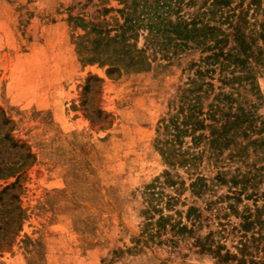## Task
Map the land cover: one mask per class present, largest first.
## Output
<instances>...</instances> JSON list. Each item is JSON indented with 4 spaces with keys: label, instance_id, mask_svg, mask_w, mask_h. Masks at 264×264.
<instances>
[{
    "label": "rangeland",
    "instance_id": "rangeland-1",
    "mask_svg": "<svg viewBox=\"0 0 264 264\" xmlns=\"http://www.w3.org/2000/svg\"><path fill=\"white\" fill-rule=\"evenodd\" d=\"M133 2L0 0V264H264V225H241L264 205V144L239 157L234 145L218 155L186 137L176 147L188 153L165 159L161 120L203 54L154 57L150 47V67H127L103 37L116 36ZM137 32L127 40L145 48L148 31ZM257 78L258 90L248 84L238 96L257 117L255 132L238 137L243 144L264 138V70ZM207 81L217 93L221 83ZM197 174L208 183L202 195L190 190ZM233 175L248 180L239 198ZM190 206L198 221L187 219ZM162 211L172 218L157 233ZM178 221L195 232L175 234ZM198 237L237 258L202 252Z\"/></svg>",
    "mask_w": 264,
    "mask_h": 264
},
{
    "label": "trees",
    "instance_id": "trees-1",
    "mask_svg": "<svg viewBox=\"0 0 264 264\" xmlns=\"http://www.w3.org/2000/svg\"><path fill=\"white\" fill-rule=\"evenodd\" d=\"M195 1L135 0L132 3L133 10L130 9L131 5L121 10L125 22L118 23L116 36L103 37L107 39V49L114 45L117 59L127 61V67L137 69L150 67L154 61L147 53L150 47L154 50V57L158 52L162 53L163 57H170V52L171 56H174L179 50L201 49L203 57L199 62L192 63V66L197 67L193 77H189L180 87L176 106L160 123L159 131L163 129V135H170V139L159 140L162 144L159 149L169 163L171 157L188 153L180 148L186 137H191L192 146L205 142L206 146L217 151L218 155L234 145L238 149H235V156L239 157L244 156L250 145L264 144V138L249 140L245 144L238 142V137H248V131H254V121L257 119L248 107L238 105V96L240 87L248 84L251 91L258 90L257 74L264 70V18H258L260 14H264L263 0H250L247 6L244 5L245 0H239L235 5L234 0H205L197 12H184V7L191 8ZM138 29L148 31L145 48L132 49L127 38L138 35ZM216 74L218 77H215ZM207 78L221 83L217 87V93L215 83L207 81ZM226 86H230L233 91H226ZM177 145L180 147H176ZM166 174L169 176L166 183L176 185L177 181L173 180L172 175L167 172ZM222 178L223 182H227L225 177ZM157 181L158 179L149 187L155 189ZM230 182L234 188L233 198H239L242 189L237 187L240 182H243L245 187L247 177L239 179L237 175H233ZM207 188L206 178L199 174L190 184V190L195 195H202ZM171 202L168 201L167 206H172ZM263 209L264 205L258 207L254 218L252 213L243 215L241 225L245 232L256 227H259V232L263 230ZM193 215L195 221H198L201 211L190 206L187 219L190 220ZM171 218L162 211L156 221L157 233L161 228H165ZM171 225V230H176L175 234L195 232L193 227L181 221ZM196 240L197 244H200V238ZM206 244L199 245L202 252L214 253L225 260L237 258L230 251L221 255L225 246L214 247L213 243ZM237 260L239 264H248L243 257Z\"/></svg>",
    "mask_w": 264,
    "mask_h": 264
}]
</instances>
